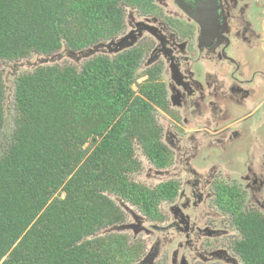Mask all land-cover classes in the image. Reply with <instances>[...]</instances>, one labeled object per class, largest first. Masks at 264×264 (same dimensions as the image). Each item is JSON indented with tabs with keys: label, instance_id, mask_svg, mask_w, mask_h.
<instances>
[{
	"label": "trees",
	"instance_id": "obj_1",
	"mask_svg": "<svg viewBox=\"0 0 264 264\" xmlns=\"http://www.w3.org/2000/svg\"><path fill=\"white\" fill-rule=\"evenodd\" d=\"M123 1L0 0V61L106 41L121 27ZM137 60L128 51L80 66L37 63L14 77L8 110L0 73V264H129L136 255L124 235L97 234L123 219L110 194L156 218L178 189L129 177L135 143L166 163L145 98L157 99L148 82L132 87ZM236 225L243 263L264 264V224L242 215Z\"/></svg>",
	"mask_w": 264,
	"mask_h": 264
},
{
	"label": "flooded vegetation",
	"instance_id": "obj_2",
	"mask_svg": "<svg viewBox=\"0 0 264 264\" xmlns=\"http://www.w3.org/2000/svg\"><path fill=\"white\" fill-rule=\"evenodd\" d=\"M121 3L118 32L92 46L103 44L112 57L129 51L138 59L133 89L148 82L157 99L145 98L166 163L154 165L139 148L156 175L164 170L181 178L148 186L168 181L178 187L173 197L157 204L156 218L128 202L136 211L123 206L132 221L123 216L120 225L132 231L130 245L145 252L137 264H153L163 249L172 253L171 264H236V258L244 264L236 248L244 232L236 219L256 216L264 224V140H259L264 114V0ZM244 48L259 49L261 58L249 66L248 60L230 53ZM251 122L258 135L246 147L242 140L237 142V128L243 124L245 137L255 129ZM149 231L155 232L152 243L137 237ZM172 244L175 249L169 252Z\"/></svg>",
	"mask_w": 264,
	"mask_h": 264
},
{
	"label": "rangeland",
	"instance_id": "obj_3",
	"mask_svg": "<svg viewBox=\"0 0 264 264\" xmlns=\"http://www.w3.org/2000/svg\"><path fill=\"white\" fill-rule=\"evenodd\" d=\"M94 46H91L87 49H83V50H79L76 52H69L67 51L65 48H62L61 50H59L57 53L53 54V55H42V54H35L32 53L30 54L28 57L25 58H20L16 61H0V73L2 75V79L4 80V85H5V93H4V99H3V103H4V108L6 110L10 109V103H11V99H12V88H13V79L15 76H17L18 74L24 73V72H29L31 71L35 66H37V63H49V62H53V63H58V64H72L75 66H80L81 63L85 60V59H89L93 56L96 55H104L107 57H112L113 53H109V54H105L107 52V50L102 47V46H98L95 51H92L91 48H93ZM257 52H260L259 49L256 48H244L240 51H233L230 49V53L232 54H238L239 57H241L243 59V61H247L248 60V64L250 66L251 63H254L252 60L254 59H258L261 58L260 56H258ZM229 54V53H228ZM235 54V55H236ZM249 58V59H248ZM142 78H139L137 81H140ZM133 88H135V84L132 85ZM239 87L237 86L236 89H238ZM262 123H261V127L259 129L260 132V136H259V140H264V114H262ZM230 119H234L232 116H230ZM253 121L255 119H252ZM256 121V120H255ZM246 123L249 122V119H246L245 121ZM250 124L253 125V123L251 122ZM256 124H254L252 127L255 128ZM239 133V139L237 140V142L239 141H243L244 146H250L253 142V139L258 135V129L255 128L252 133L249 132L248 135H245L244 137V133L245 130L243 129V124H239V127L237 128ZM4 136L0 135V141H4ZM85 145H88L85 144ZM134 156L136 157V159L140 162L139 163V168L140 170L138 172H132L129 174V177L131 178V180L136 181L138 183H142L146 186H153L155 185L157 182L160 181H164V180H168V179H181L180 177L174 176V174L172 173H167L164 170H162L163 172L159 175H156L154 172L156 171V169H154L151 164L146 161L141 149L139 148L138 144L135 143L134 144ZM219 160H215L214 162H218ZM176 175V174H175ZM64 193H60V196H63ZM111 198L114 200V202L116 203V205H118L121 209H122V215L125 217H123V219L126 222H130L132 221L131 216L126 213V211L123 209V206L126 205V207H129L130 209H133L134 211L135 208L128 206L127 202H123L120 200L119 197L111 195ZM207 202H209V200H207ZM210 206V205H208ZM164 207H166V205L163 203H161V208L164 209ZM139 214V213H138ZM122 223V222H121ZM120 223H116L112 226H106L105 228L101 229L97 234L98 235H104V234H110V233H117L120 235H124L126 237V239H128L126 241V243L128 245H130L129 243V238L133 237L132 231L128 230V229H124L121 230L119 229ZM149 235H147L144 232H140L137 234V237H140L141 239L148 241V243H152L153 239L155 238V232L154 231H149ZM177 241V239H175ZM135 241V239H134ZM141 245V244H139ZM132 246V244H131ZM172 247V248H171ZM170 250L175 249V244H172V246H169ZM165 251H167V249H163L161 253H159L158 257L154 260L153 264H171V259H172V253H166ZM145 255V252L143 253V249L140 246L137 250L136 255L133 256L131 262L129 264H137ZM228 257L233 258V254L232 253H228ZM220 264H224L222 262H220ZM229 264V263H226ZM236 264H242L241 262H239L236 258Z\"/></svg>",
	"mask_w": 264,
	"mask_h": 264
},
{
	"label": "water",
	"instance_id": "obj_4",
	"mask_svg": "<svg viewBox=\"0 0 264 264\" xmlns=\"http://www.w3.org/2000/svg\"><path fill=\"white\" fill-rule=\"evenodd\" d=\"M101 45L104 46L103 44H100V46H101ZM98 46H99V45L95 46L94 49H96ZM124 207H126V205H124ZM125 228H128V227L125 226V225H123V224H121V225L119 226V229H125ZM181 264H184V262L182 261Z\"/></svg>",
	"mask_w": 264,
	"mask_h": 264
}]
</instances>
